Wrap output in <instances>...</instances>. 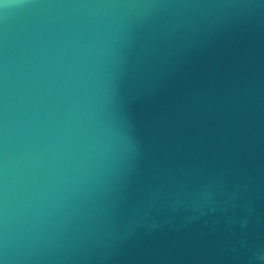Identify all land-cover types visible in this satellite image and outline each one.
I'll return each instance as SVG.
<instances>
[{"label": "water", "instance_id": "1", "mask_svg": "<svg viewBox=\"0 0 264 264\" xmlns=\"http://www.w3.org/2000/svg\"><path fill=\"white\" fill-rule=\"evenodd\" d=\"M0 264H264V0H0Z\"/></svg>", "mask_w": 264, "mask_h": 264}]
</instances>
